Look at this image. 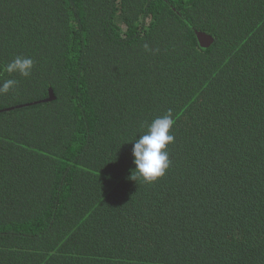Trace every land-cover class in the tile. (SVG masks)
Listing matches in <instances>:
<instances>
[{"label":"trees","instance_id":"obj_1","mask_svg":"<svg viewBox=\"0 0 264 264\" xmlns=\"http://www.w3.org/2000/svg\"><path fill=\"white\" fill-rule=\"evenodd\" d=\"M4 79L0 264H264V0H0Z\"/></svg>","mask_w":264,"mask_h":264},{"label":"clouds","instance_id":"obj_2","mask_svg":"<svg viewBox=\"0 0 264 264\" xmlns=\"http://www.w3.org/2000/svg\"><path fill=\"white\" fill-rule=\"evenodd\" d=\"M145 49L147 50V45ZM33 67L34 61L31 57L16 56L6 63L4 71L10 75L18 73L27 78L31 75ZM17 84L16 79H4L0 82V95L7 94ZM173 124V113L169 109L166 114L147 125L144 134L133 140L131 151L135 168L131 171L129 179L150 184L165 175L171 164L167 145L174 141V136L170 134Z\"/></svg>","mask_w":264,"mask_h":264},{"label":"water","instance_id":"obj_3","mask_svg":"<svg viewBox=\"0 0 264 264\" xmlns=\"http://www.w3.org/2000/svg\"><path fill=\"white\" fill-rule=\"evenodd\" d=\"M194 33H195V37L197 39V42L199 43V45L202 48H205L206 49V48H208L209 46L212 45L213 40H212V38L209 35H207L205 33L197 32L195 30H194ZM50 95H51V98H53V94L50 93ZM48 100H50V99H48ZM12 109H14V108H12ZM12 109L9 108V109L2 110L0 112L9 111V110H12Z\"/></svg>","mask_w":264,"mask_h":264}]
</instances>
